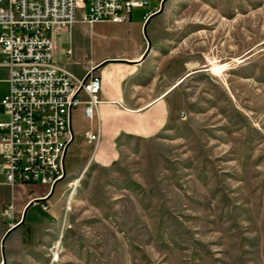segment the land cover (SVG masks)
Returning a JSON list of instances; mask_svg holds the SVG:
<instances>
[{"label":"rangeland","instance_id":"rangeland-1","mask_svg":"<svg viewBox=\"0 0 264 264\" xmlns=\"http://www.w3.org/2000/svg\"><path fill=\"white\" fill-rule=\"evenodd\" d=\"M162 13L159 58L180 82L167 128L123 138L108 166L85 163L77 139L51 211L37 203L26 223L55 217L6 264H264V0ZM8 91L2 75L0 104Z\"/></svg>","mask_w":264,"mask_h":264},{"label":"built area","instance_id":"built-area-1","mask_svg":"<svg viewBox=\"0 0 264 264\" xmlns=\"http://www.w3.org/2000/svg\"><path fill=\"white\" fill-rule=\"evenodd\" d=\"M147 5L137 0H0V71L7 72L9 85L1 102L8 121L0 120L7 185L41 183L52 189L65 177L66 154L74 141L72 112L85 106V117L97 119L100 77L89 73L78 79L57 65L53 33L74 26L80 8L90 25L121 24ZM85 136L97 147L99 133ZM42 208L50 211L48 204ZM14 211L7 204L2 217L12 221Z\"/></svg>","mask_w":264,"mask_h":264},{"label":"crops","instance_id":"crops-1","mask_svg":"<svg viewBox=\"0 0 264 264\" xmlns=\"http://www.w3.org/2000/svg\"><path fill=\"white\" fill-rule=\"evenodd\" d=\"M137 1H147L148 5L133 10L125 23L90 25L83 21L85 10L80 8L74 26L57 30L52 35L57 65L78 79L89 73L101 79L97 119L90 122L85 117V106L75 109L71 115L74 141L67 154L77 139L84 138L87 148L92 149L91 153H85V163L111 165L119 158L118 146L123 138L157 137L170 122V95L180 82H171L167 64L159 58L162 45L159 40L163 33V13L160 11L165 0ZM105 26L111 27L112 32L105 33L102 30ZM2 75L6 81L5 70L0 71V78ZM82 98L88 100L85 95ZM0 120L8 121L2 104ZM87 132L99 133L97 147L87 141ZM2 134L0 130V264H6V257L9 260L11 252L27 249L26 234L41 229L48 219L55 217L51 212L49 218L39 225L26 223L27 212L37 203H41L42 210V204L51 206L58 184L53 192L49 186L44 191L35 192L29 189L32 184L7 185L1 155ZM43 198L46 199L41 202ZM7 204H13L15 208L12 221L2 217Z\"/></svg>","mask_w":264,"mask_h":264},{"label":"water","instance_id":"water-1","mask_svg":"<svg viewBox=\"0 0 264 264\" xmlns=\"http://www.w3.org/2000/svg\"><path fill=\"white\" fill-rule=\"evenodd\" d=\"M162 8H163V6H162ZM162 8H161V9H162ZM56 185H57V184H56ZM56 185L53 186V188H52V192L54 191V188L56 187Z\"/></svg>","mask_w":264,"mask_h":264},{"label":"trees","instance_id":"trees-1","mask_svg":"<svg viewBox=\"0 0 264 264\" xmlns=\"http://www.w3.org/2000/svg\"><path fill=\"white\" fill-rule=\"evenodd\" d=\"M41 202H43V201H41Z\"/></svg>","mask_w":264,"mask_h":264}]
</instances>
